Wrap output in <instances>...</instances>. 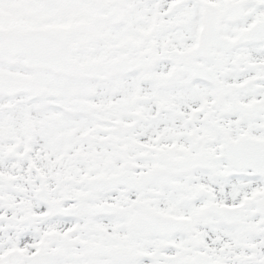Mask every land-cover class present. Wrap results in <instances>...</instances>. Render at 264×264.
Masks as SVG:
<instances>
[{"label": "snow or ice", "instance_id": "snow-or-ice-1", "mask_svg": "<svg viewBox=\"0 0 264 264\" xmlns=\"http://www.w3.org/2000/svg\"><path fill=\"white\" fill-rule=\"evenodd\" d=\"M0 264H264V0H0Z\"/></svg>", "mask_w": 264, "mask_h": 264}]
</instances>
